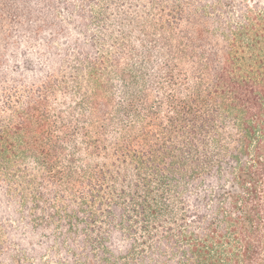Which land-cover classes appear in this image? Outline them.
<instances>
[{"label": "trees", "instance_id": "1", "mask_svg": "<svg viewBox=\"0 0 264 264\" xmlns=\"http://www.w3.org/2000/svg\"><path fill=\"white\" fill-rule=\"evenodd\" d=\"M153 2L0 0V264H264V0Z\"/></svg>", "mask_w": 264, "mask_h": 264}, {"label": "rangeland", "instance_id": "2", "mask_svg": "<svg viewBox=\"0 0 264 264\" xmlns=\"http://www.w3.org/2000/svg\"><path fill=\"white\" fill-rule=\"evenodd\" d=\"M236 2H239V0H235ZM143 4L146 6V12H151V13H155V6H156V2L154 3H152V4H150L149 3V0H143ZM105 7V1L103 2V4H102V6H101V8H99L98 10H97V12L98 13H101L102 11H103V8ZM150 19V17H146V20H149Z\"/></svg>", "mask_w": 264, "mask_h": 264}]
</instances>
